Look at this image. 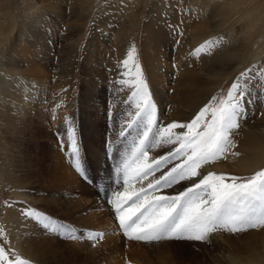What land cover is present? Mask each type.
<instances>
[{"label":"rangeland","instance_id":"obj_1","mask_svg":"<svg viewBox=\"0 0 264 264\" xmlns=\"http://www.w3.org/2000/svg\"><path fill=\"white\" fill-rule=\"evenodd\" d=\"M53 2L61 9L64 21L41 8L28 21L22 22L16 16L21 32L23 29L29 34L26 45L38 52L35 58L46 57L38 64L43 67L40 72L45 85L41 94L40 80H23L20 88L25 89L28 85L27 93L22 97L26 102L0 106V256L10 257L11 264H98L97 257L87 254L89 249H93L87 246L91 245L86 242L87 234H78L83 228L94 230L98 222L109 219L110 228L101 232L104 233L102 242L108 241L104 244V253H101L106 260L113 251L122 255L125 249L134 254L136 250L143 249L146 257L142 255L138 259L141 264H257V260L264 261L261 258L264 255V229L241 234L217 232L212 234L209 242L163 241L146 244L128 241L114 222L105 195L114 186V161L107 156L105 141L119 140L114 129L118 130L120 123L127 121L135 111L129 101L132 89L119 83L124 78L120 64L132 47L136 48V59L150 85L163 124L190 121L203 107L213 102L214 97H226L241 74L252 69L254 75L249 81L247 118L240 121L241 126L234 135L236 147L232 151L238 155L230 154L227 159L202 171L205 174L212 172L249 177L264 170V155L263 162L251 168L252 163L264 154V76H261L264 73V46H253L254 55L243 63L242 51L236 53L226 48L232 41L231 37L239 35V32L228 29L234 21L223 17L216 19L215 24L209 12L207 25L217 26L218 31L212 32L213 40L222 43L223 51L216 49V45L214 51L197 52L193 57V49L190 48L192 36L179 35L173 21H168L172 12L178 9L179 0L177 3L147 0L143 6L140 3V6H133L131 16L135 11L140 15L135 12L138 22L131 34L130 23L120 13L126 0H97L91 11L84 8L82 0ZM114 14L118 16L115 20ZM130 14L128 12V18H131ZM122 19L123 24L119 25ZM24 35L9 36L4 52L0 50V63L6 61L10 69L22 64L13 51L26 42ZM114 35L119 37L115 39ZM214 44L211 42L209 47ZM121 49L124 51L121 52ZM157 54L171 65L172 78L167 76V83L179 80V83H184L183 78H194L190 83L194 89L193 101L184 103L174 93L156 94L148 68L155 65ZM224 55L227 58H221ZM13 76L8 74L6 80L11 82ZM58 100L59 104H56ZM55 104L60 109L59 121L52 127L53 111L47 110H52ZM39 105L46 106L45 116L38 110ZM165 113L171 114L172 118L165 119ZM250 124L255 128L252 133L263 139L253 149L247 135ZM73 134L90 178L88 181L82 179L71 165ZM135 135V131L129 130L127 139ZM127 139L119 141L120 145H126ZM166 152L167 148H163L150 152V156ZM57 154L70 176L59 175ZM159 175L157 172L156 176ZM187 186L177 185L161 194H175L176 189L182 190ZM97 191H101L100 196L96 195ZM32 209L64 223L75 231L80 240L49 235L27 218ZM40 242L45 245L52 242V251L50 248L40 252L36 250L33 244ZM223 256L226 260L221 259ZM127 262L123 256L120 264Z\"/></svg>","mask_w":264,"mask_h":264},{"label":"snow or ice","instance_id":"obj_2","mask_svg":"<svg viewBox=\"0 0 264 264\" xmlns=\"http://www.w3.org/2000/svg\"><path fill=\"white\" fill-rule=\"evenodd\" d=\"M207 47L197 51L204 52ZM120 69L124 78L119 83L132 89L129 101L135 111L114 129L119 140L105 141L107 156L114 161V186L105 195L123 237L146 244L209 242L217 232L241 234L264 229V170L249 177L202 171L230 154L238 155L232 151L234 135L240 121L247 118L253 70L242 73L226 97H214L190 121L163 124L135 47L127 52ZM129 130L136 132L131 139H127ZM126 139L127 144L121 146L119 141ZM163 148H167L166 154L150 156ZM71 165L82 179L90 180L74 134ZM181 184L188 186L176 189L175 194H161ZM27 218L49 235L80 240L73 229L38 210L32 209ZM103 239L104 233L87 230L86 242L93 247ZM0 264H11V258L0 256Z\"/></svg>","mask_w":264,"mask_h":264},{"label":"bare ground","instance_id":"obj_3","mask_svg":"<svg viewBox=\"0 0 264 264\" xmlns=\"http://www.w3.org/2000/svg\"><path fill=\"white\" fill-rule=\"evenodd\" d=\"M96 1L97 0H93L92 2H90V0H82V3L84 4V8L86 10L91 11V9L93 8V3ZM146 1L147 0H126L125 7L123 8V10H120L121 15H123L122 17L127 18L128 22L130 23V34L132 33L131 31H133V28L136 27V24L138 22L135 15L136 11L134 12L133 16H131L133 11L130 10H133V6L135 8L140 5H145ZM170 1L171 3L178 2V0ZM39 8L47 13H50V15L57 17L61 21H64V15L62 14L61 9L57 5H55L53 0H40V2H38L37 0H0V50L4 52V45L8 42V38L10 35L18 37V35L26 34L24 35L26 38V42H22L20 48H18V50L14 49L13 51V53H16L17 56L20 57V59L22 60V64L20 66H13V69H10L6 66L8 65L6 61L0 63V106L5 104H7V106H13L12 103L23 104L22 102H26L22 97H25V94L28 90V85L27 87H25V89L20 88L21 86H23L22 84H24L25 80L28 82L36 79L40 80L42 86H39V91L41 92V94L44 93L45 81H43L42 74L40 72L41 68L43 67L38 64L40 63V61H44L46 57L41 56L38 59L35 58L38 52L35 50L32 51L29 45H26L28 43L27 36H29V34L23 29L21 32V24H17L16 18V16H19L22 22L28 21L33 15L36 14V11ZM128 12H131V18H128ZM209 12L212 13L211 19H213V22H215L216 19H221L223 17H227L226 20L229 19L231 21H234L230 24V27L228 29L231 31L235 30L236 32H239L237 33L239 35L235 36V38L231 37L232 41H230V44H233L232 46L229 44L226 48L228 51H236V53L238 51H242V58H244L243 63H245L250 57L254 55L253 46L256 45L260 48L264 46V0H179L178 9L172 12V14L170 15V20L168 21H173L172 24L177 28V33L179 35L184 34L186 36H192L190 48L193 49L191 51L193 57L196 56V53L198 52L197 49L202 48L206 45L208 46L205 49L207 52H211L212 50L214 51L216 45V49L223 48L222 43L219 40H213L214 33L212 32L218 31V29L216 28L217 26H215L216 22L213 25H207L208 22L206 18ZM117 17V15H113L114 20L117 19ZM120 22L121 23L119 25H122L123 19ZM16 24L18 25V28ZM126 30L129 29L127 28ZM24 36H22L21 39H23ZM206 36L207 38H205ZM113 37L116 39L119 36L114 35ZM201 41L204 42L201 43L203 44L202 47L200 44ZM211 42H215V44L214 46L209 47L211 45ZM120 51L123 52L124 49H121ZM185 52H183V54H185ZM221 58H227V56L224 55ZM154 63V66H149L148 75L151 80L152 87L154 88V91H156L157 95L161 96L174 93L176 95L175 97L184 103H189L195 99L192 96V91L194 89L190 85L192 80H194L192 76H189L186 80L183 78L184 83H179V80L178 82L174 81L173 83L169 84L166 82V77L170 75L171 65H169V63L165 61L160 54H157L156 61H154ZM262 67L264 68V64L262 65ZM8 74L14 75L11 79V82L10 80H6L8 79ZM170 78H172L171 75ZM14 89H18V91L20 92H16V90ZM61 101L63 100L61 99ZM56 104H59V100ZM56 104L52 110L50 108L47 110L49 112L53 111L54 120L53 122L50 121L52 127H55L57 125V122L59 121L58 111L60 109ZM38 110L42 111L43 116H45V105H39ZM56 114L57 116H55ZM163 116L165 117V119L172 118L171 114L165 113ZM262 128L264 129V125H262ZM247 131L249 140H251V143H253L250 147L253 149L254 146L257 145V143H260V141L264 139V137L263 139H261L260 137L254 135L252 132H255V128L251 124L248 125ZM263 155L264 154H262L256 161L252 163L251 168H254L263 162ZM56 159L58 160L57 171H59V175L61 176L63 174L66 176H70V173L66 170L65 164L61 161L62 158L60 157V155H58ZM86 202L88 203L89 201L86 200ZM109 224H111L110 220L105 219L103 223L98 222V226L94 225L97 228L93 229L97 230V232H106L110 228ZM86 234L87 229L83 228L81 234L79 231L78 235L86 236ZM106 242L108 241H103L101 244H98L95 247H92L90 244L87 245L89 248H93L89 249L91 251L88 250L87 254L92 257H97L98 264H120L123 256L128 260V262L125 264H141L138 263V259L141 258L142 255L146 257V255L143 253V249L136 250L135 254L133 251L125 249L122 255H120L118 251H113L112 255L107 257L108 260H106V258L104 256L102 257L101 254L105 251L106 245L104 247V244ZM51 243L52 242H49L47 245H45L44 243L40 242L39 244L33 245L36 250H39V252L45 250L46 248H50V251H52L50 246ZM115 243L114 249L116 246ZM71 244L74 245L75 243ZM261 258L264 259V255L261 256ZM221 259L226 260L225 256H223ZM248 262L251 263L252 261ZM256 263L263 264L264 261L257 260Z\"/></svg>","mask_w":264,"mask_h":264}]
</instances>
